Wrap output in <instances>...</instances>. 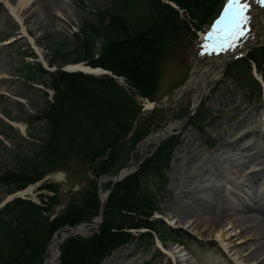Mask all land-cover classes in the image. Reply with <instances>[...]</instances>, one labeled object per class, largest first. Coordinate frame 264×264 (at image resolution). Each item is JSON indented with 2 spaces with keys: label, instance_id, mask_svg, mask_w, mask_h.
<instances>
[{
  "label": "rangeland",
  "instance_id": "rangeland-1",
  "mask_svg": "<svg viewBox=\"0 0 264 264\" xmlns=\"http://www.w3.org/2000/svg\"><path fill=\"white\" fill-rule=\"evenodd\" d=\"M160 1L175 9L177 18L186 25L182 29L180 43L178 40L176 44L164 43L160 49V59H156V63L160 64L158 75L154 80L151 77L146 81L143 79L144 85L139 89L123 76L111 77L116 85L122 87L140 107L124 137L118 139L112 146L108 145L102 156L92 163L81 165L71 160L56 164V166L44 168L45 172L39 180L41 182L33 181L25 185V188L29 185L34 188L33 195L28 197L40 204L43 216L47 222H52L51 231L44 240L43 247L39 249V252L37 248L36 253L30 254L32 257L26 264L38 262L41 264L47 240L56 228L99 217L96 191H107L111 184V176L121 166L129 161L134 163L138 161L140 164L143 160L141 162L143 163L162 146L169 138L166 136L171 133L176 145L170 146L167 149V156H164L167 158V163L160 173V179L163 181L162 189L156 199H152L156 212L151 216L161 217L169 235L174 239H180L176 240L185 245L186 251L172 248V251L179 255L177 261L181 260L177 264H258L263 259L264 256L249 255L258 242L247 234H239V229L233 224V220L238 215L237 212H234L231 218L213 219L211 213L215 208L213 205L209 212L211 214L205 215L210 218L206 221H197L198 219L196 220L193 215L199 207L185 197L184 193L203 194L206 195L205 199L210 200L207 195L211 193L205 191L206 189L224 187L225 207L234 210L240 199L247 200V195L264 191L263 166L258 162V158L264 155V104L263 102L251 103V99L256 97V94L239 88L227 76L226 70L212 83L208 92L195 104L192 111L189 104L190 92L173 101L172 93L188 80L194 67L203 65V61L199 63L198 57L197 63L193 62V59L199 53L205 52L206 43H195L196 38H193L192 34L195 20H191L172 1ZM58 2L59 5L40 13L35 0L29 1L25 6L27 12L23 15L19 14L20 19L30 12L33 14L31 21L28 22L31 33L27 37L26 33H22L26 23L22 24L12 11V6L16 5V2L0 0V174L3 169L15 171L19 164L15 161L18 155L31 156L39 149L36 144L42 145L40 140L33 142L27 137V133L43 136L41 132L46 124V121L40 118V110L45 100L42 94L43 85L36 79L29 83L24 81L27 75L25 65L34 66L37 64L36 61L40 64L49 62L51 48H57L60 44H63L62 49L72 58L79 54L81 48L80 45L77 46L75 39L81 37L79 29L82 22L95 25L97 16L100 15L98 12L102 13L103 8L108 7L105 0H58ZM225 2L226 0L222 1L219 9L224 8ZM127 12L130 13V18L134 22V19L146 16L149 10L143 0H134L128 6ZM106 14L103 16V25H107L110 21ZM37 19L46 23L45 27H39V29L32 26V22L38 21ZM133 22H130V25H133ZM204 29L208 28L204 27ZM10 35L22 41L4 44L3 42L7 41L2 39ZM247 35L248 33L244 37ZM244 37L235 42H240ZM98 47H100L99 40L94 42L96 52ZM32 54L35 56L32 57ZM98 56L99 53L93 55L94 58ZM153 62L152 58L147 64L150 65ZM58 64L60 62L57 60L53 62V65L51 63L52 66L49 68L51 70L53 67L57 68ZM254 66L250 65V72L260 81L259 73L254 70ZM46 90V98L50 99L52 92L49 89ZM147 91L150 93L147 94ZM261 97H263L262 90ZM155 100L164 102L146 113H141L145 111L146 102L151 103ZM198 113H202V116L206 115L204 120L198 123V127L188 124L193 117H198ZM19 123L24 126L23 131L17 126ZM170 124L175 126L170 131H164L165 138L163 137L156 147L146 144V148L141 150L142 154L139 152V143L146 135L166 130ZM6 125H11L12 129H8ZM137 137L139 139L134 143L133 140ZM229 145L233 152L232 164H230L231 161L228 163L222 161L225 154L222 147ZM108 153H110L109 157L112 155L114 159L106 170L101 171L103 168L101 161ZM227 156L230 157V155ZM242 162L245 165L240 172L237 171L235 176H231V173L235 172V166ZM217 166H219V172ZM128 169L134 171V166H129ZM255 173L258 174L252 176ZM100 177L106 179L98 183L97 180ZM224 177H234L237 184L224 183ZM252 177L254 180L251 179ZM96 185L97 188L100 187L96 189ZM147 188L149 190L155 188L152 179H149ZM133 196L135 195L132 194L131 198ZM4 198L5 194L0 187V202ZM133 201L138 208L143 202L138 197L137 201L136 199ZM170 210H174L177 214H185V217L182 221L175 222L173 212L170 213ZM104 211L105 205L103 213ZM102 219L103 214L97 226H93L83 234H74L61 243L58 264H88L92 250L89 251L87 248L98 246L97 242L103 235L102 232L98 234ZM250 226L251 224H247L243 228L248 229ZM241 241L245 243L239 247L238 243ZM153 248L154 245L148 251H142L134 243L127 241L99 261L94 260L92 264H176L155 250L153 253ZM85 256L87 262H82Z\"/></svg>",
  "mask_w": 264,
  "mask_h": 264
},
{
  "label": "trees",
  "instance_id": "trees-1",
  "mask_svg": "<svg viewBox=\"0 0 264 264\" xmlns=\"http://www.w3.org/2000/svg\"><path fill=\"white\" fill-rule=\"evenodd\" d=\"M105 1L108 7H104L102 13L98 12L101 16H97L95 25L86 22L81 24V37L75 39L81 48L79 54L72 58L62 49L63 44H60L57 48H51L50 62L58 60L62 65L84 61L91 68H101L115 76H123L139 89L144 85L143 79L156 78L160 66L156 59H160L161 47L166 42L176 44L178 40L180 43L182 29L186 25L177 18L175 9L160 0H143L149 12L142 18L134 19V22L127 12L134 0ZM169 1L182 9L191 20H195L194 28H199L219 3V0ZM105 14L110 20L107 25L102 24ZM97 40L100 41V47L96 52L94 42ZM95 53H99L96 58L93 57ZM152 58L154 62L148 65ZM251 64L255 65L264 81V46L251 49L246 57L230 64L226 74L240 87L258 95L259 84L250 74ZM36 69L38 73L32 68L27 72V78H46L47 85L53 91L51 100L45 99L40 110V118L46 121L41 132L43 136L30 135L33 142L40 140L42 145L36 144L39 149L31 156H17L15 161L19 164L15 171L5 169L0 174V185L7 193L41 178L44 168L71 160L81 165L92 163L102 156L108 145L112 146L126 135L140 109L133 98L107 75L93 76L59 69L49 73L39 67ZM204 116L198 113V117H193L190 122L200 123ZM138 139L135 138L134 143ZM172 142L173 137L167 138L160 148L140 164L137 171L114 185L106 199L99 226L98 234L102 232L103 235L97 242L98 246L87 248L92 250L88 264L94 260L99 261L128 240H134L140 247H147L151 232H158L165 239L172 237L159 219L151 217L155 209L152 199H156V194L147 188L148 179L159 180L167 162L164 156H167V149ZM109 155L101 161V171L106 170L114 159ZM161 184L157 192L162 189ZM132 194L135 195L132 197L134 200L137 201V197L142 199L141 207L136 206ZM98 203L100 206L99 199ZM42 210L41 206L19 198L0 208V264H26L32 257L30 254L36 253L37 248L38 252L41 250L52 227V222H47ZM138 227L147 228L150 232L132 235L123 230ZM59 228L49 236L46 248ZM84 259L82 262L86 261V256Z\"/></svg>",
  "mask_w": 264,
  "mask_h": 264
},
{
  "label": "bare ground",
  "instance_id": "bare-ground-1",
  "mask_svg": "<svg viewBox=\"0 0 264 264\" xmlns=\"http://www.w3.org/2000/svg\"><path fill=\"white\" fill-rule=\"evenodd\" d=\"M10 1L16 2V5L14 4V6H12V11H14L15 17L18 18L22 24L23 22L26 23L22 33H26V34L28 33L29 35L31 33V28L28 27V22L31 21L33 14L32 12H30L27 16L21 17V19H20L19 14L23 15L24 12H27V10H25V6L29 3L30 0H10ZM35 3L37 7L39 8L40 13H44V10H50L52 6L59 5L58 0H35ZM246 3L249 6L248 11L246 12V16L248 17V22H247L248 35L244 37L240 42L231 41L233 45L232 47H224L223 46L224 38L219 35H213L214 32L212 33L208 31L207 33L200 36V39L202 41L205 40V42L208 44L207 45L208 51H206L205 54L201 58V60L203 61V65L201 67L193 68V71L190 74L188 80L185 83H183L180 86V88L177 89L178 91H176L172 95L173 101H175L178 97L184 96L185 93L190 92L191 96L189 97L190 98L189 104L191 105L190 110L192 111L195 107V104L208 92V90L212 86V83L216 81V79L219 76H221L220 68L230 57L234 55H240L245 52V49L249 50L250 47H252L253 45L264 42V0H246ZM45 25L46 23H43L42 20L32 22V26H34L35 28L45 27ZM219 28H217L215 33L219 32ZM18 41L21 42V40H18ZM214 48L216 49L215 51L213 50ZM222 48L223 50H221ZM197 61H198L197 59L196 60L194 59L195 63H197ZM65 68L68 70H80V71L89 72L92 74L107 72L101 68H91L89 66H86L84 63L67 64L65 65ZM159 102L157 104L162 105L164 101L161 100ZM145 105H146L145 107H148L149 103L146 102ZM17 126L23 131L24 126L22 124L19 123L17 124ZM173 126H175V124H170L169 126L166 127V130H161V131L150 134L149 136H147L141 141L139 146L143 150L144 148H146V144L147 145L156 144L165 135L164 131H170L173 128ZM222 151L225 153L223 154L222 161H224V163L230 162L232 160L231 155L233 154V152H231L232 151L231 146L229 145L226 147H222ZM227 155H230V157H228ZM252 160L255 161L254 158H252ZM258 162L261 166H263V172H264V155L258 158ZM230 164H232V161ZM243 165H245L244 162L237 164L235 166L236 167L235 172L233 174L231 173V176L232 175L235 176L237 171L240 172ZM218 170H219V166H217V171ZM217 171L216 173L219 172ZM125 172H128V171L126 169L121 170L118 176L119 177L123 176ZM257 174L258 173L252 174V176H256ZM103 179H106V178L100 177L99 180H97L98 183L99 181H103ZM251 179L254 180L253 177ZM223 182L224 183L226 182L227 184L229 183L237 184L234 177H229V178L224 177ZM29 186H27L26 188L22 190H19L16 193V195L31 197V195H33L34 188L29 187ZM209 188L206 189L205 191H209L211 193L207 195L210 198V200L205 199L206 195H203V194L201 195V194L184 193L185 197H188V199H191L192 202H194L195 205L199 207L196 214L193 215L195 219L196 220L198 219L197 221H204V220L206 221L210 217H205V215H209L211 213H212L213 219L214 218L215 219L228 218V217L231 218V215L234 212H237L238 215L233 220V224L239 229V234L241 235L247 234L248 236L252 237L254 240L256 239V241L258 242L255 249L252 250L249 255L254 256V257L256 255L257 257L264 256V191L258 194L252 193L251 195H247L246 196L247 200L240 199L238 202V206L234 209L235 210L234 211V210H230L229 208L225 207L226 199H225V196H223L224 187L221 189L211 188V187ZM105 192H100V190L99 191L97 190L98 199L100 201L101 206H103V198L105 196L104 195ZM213 194H214V197H213ZM9 198H10V195H7L1 202H4L5 200ZM213 205L215 208L212 210ZM210 211L211 213H209ZM169 212L170 213L173 212V216L175 217L174 218L175 222L182 221V219L185 217V214H177L175 213L174 210L172 211L170 210ZM248 212H251V213H248ZM241 213H247V214H241ZM98 218L99 217L97 216L94 218V220H91L85 223H80L77 226V228L74 229L75 231L74 234H83L85 231L87 232L88 229H91L93 226L96 225V221L98 220ZM247 224H251V226L248 229L243 228ZM68 227L70 228L69 232H72L71 227L70 226ZM65 231H66V228H59L53 234V236L51 237V239L49 240L47 244V248L45 251L44 260L42 264H58L59 263L57 259V255H58V251H59L61 243H64L62 239L66 234ZM243 243L245 242L243 241L239 242L238 243L240 245L239 247L243 246L244 245ZM258 264H264V257Z\"/></svg>",
  "mask_w": 264,
  "mask_h": 264
},
{
  "label": "snow or ice",
  "instance_id": "snow-or-ice-1",
  "mask_svg": "<svg viewBox=\"0 0 264 264\" xmlns=\"http://www.w3.org/2000/svg\"><path fill=\"white\" fill-rule=\"evenodd\" d=\"M248 7L246 0H226L221 15L216 22V25L221 27L218 33H213V35L224 38V47H232L231 41L239 40L246 35L248 22L246 12Z\"/></svg>",
  "mask_w": 264,
  "mask_h": 264
},
{
  "label": "water",
  "instance_id": "water-1",
  "mask_svg": "<svg viewBox=\"0 0 264 264\" xmlns=\"http://www.w3.org/2000/svg\"><path fill=\"white\" fill-rule=\"evenodd\" d=\"M85 73H89V72H85ZM100 74H108V75H110V73L109 72H102V73H100ZM112 77H114V76H112ZM159 101L158 100H155L152 104H151V107L153 108L154 106H156V105H158L157 103H158ZM146 111H142L141 113H145ZM141 150L142 149H140L139 150V152L141 153ZM142 154V153H141ZM140 161V160H139ZM129 166H135V167H138V161L136 162V163H134V162H131V161H129V162H127V163H125L123 166H121L113 175H112V178L110 179V181H111V184H110V186H109V188L107 189V191L105 192V196H104V198H103V206H99V220H98V222L96 221V226L98 225V223H99V221L101 220V218H102V214H103V209H104V204H105V200H106V198H107V196H108V194H109V192L111 191V189H112V187L114 186V184L117 182V181H119V180H121L122 178H123V176H125V175H127V174H129V173H131L133 170H129L128 169V167ZM123 169H126L128 172H125V174L123 175V176H118V174H119V172L121 171V170H123ZM115 177V178H114ZM114 178V179H113ZM91 220H94V218L93 219H90V220H87V221H80V222H78V223H76V224H73V225H70V227H71V231L72 232H69V227L68 226H65V227H62V228H66V234H65V236L63 237V239H62V241H64L65 239H67L68 237H70V236H72L74 233H75V231H74V229L75 228H77V226L80 224V223H85V222H89V221H91ZM58 257H59V251H58V255H57V259H58Z\"/></svg>",
  "mask_w": 264,
  "mask_h": 264
}]
</instances>
